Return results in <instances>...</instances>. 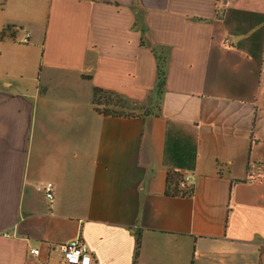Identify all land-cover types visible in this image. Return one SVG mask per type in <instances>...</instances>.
I'll use <instances>...</instances> for the list:
<instances>
[{
  "label": "crops",
  "instance_id": "1",
  "mask_svg": "<svg viewBox=\"0 0 264 264\" xmlns=\"http://www.w3.org/2000/svg\"><path fill=\"white\" fill-rule=\"evenodd\" d=\"M7 25L0 264H65L78 237L133 264L137 231V264H264V0H5ZM94 88L159 115H99ZM171 172L192 196L165 195Z\"/></svg>",
  "mask_w": 264,
  "mask_h": 264
},
{
  "label": "trees",
  "instance_id": "2",
  "mask_svg": "<svg viewBox=\"0 0 264 264\" xmlns=\"http://www.w3.org/2000/svg\"><path fill=\"white\" fill-rule=\"evenodd\" d=\"M5 6V0H0V10ZM19 32L18 29L13 26H5L0 33V40L11 39L14 40L16 34ZM156 60V90L161 93L165 87L166 75H165V58L161 55H155ZM89 79V77H86ZM92 107L94 112L99 115L110 116V117H123V118H142L149 115L158 116L159 107L153 108L145 106L140 103H128L124 101L118 94L102 90L100 88L93 89L92 96ZM155 109V110H154ZM256 168H260L264 172V165H257ZM251 167L247 166L249 172ZM181 175L176 172H171L166 177L165 195L168 197H188L192 196L193 190L187 188L186 190L179 189V182ZM141 248V232L137 231L135 235V250L133 257V264H137V260L140 254Z\"/></svg>",
  "mask_w": 264,
  "mask_h": 264
},
{
  "label": "built area",
  "instance_id": "3",
  "mask_svg": "<svg viewBox=\"0 0 264 264\" xmlns=\"http://www.w3.org/2000/svg\"><path fill=\"white\" fill-rule=\"evenodd\" d=\"M225 0H218V2H223ZM29 34H25L22 43L27 44L29 42ZM192 176L190 175H182L181 180L179 182V189L186 190L188 184L192 180ZM192 189V188H191ZM40 190L45 194L46 199L49 202H52L54 199V187L52 183H46L43 185ZM60 251L62 255V260L65 264H92V256L89 247L81 241V239L75 238L70 241L68 244L61 245ZM31 255H38V250H31Z\"/></svg>",
  "mask_w": 264,
  "mask_h": 264
},
{
  "label": "rangeland",
  "instance_id": "4",
  "mask_svg": "<svg viewBox=\"0 0 264 264\" xmlns=\"http://www.w3.org/2000/svg\"><path fill=\"white\" fill-rule=\"evenodd\" d=\"M149 105H147L148 107H150V105H153L154 108L158 106V101L157 100H151V101H148ZM147 103H145V106H146ZM151 110H153L151 108ZM155 110V109H154Z\"/></svg>",
  "mask_w": 264,
  "mask_h": 264
}]
</instances>
